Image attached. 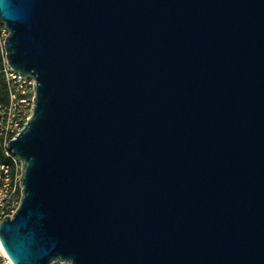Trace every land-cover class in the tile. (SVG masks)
Wrapping results in <instances>:
<instances>
[{
	"label": "water",
	"instance_id": "obj_1",
	"mask_svg": "<svg viewBox=\"0 0 264 264\" xmlns=\"http://www.w3.org/2000/svg\"><path fill=\"white\" fill-rule=\"evenodd\" d=\"M0 24L34 81L12 264H264V0H0Z\"/></svg>",
	"mask_w": 264,
	"mask_h": 264
},
{
	"label": "built area",
	"instance_id": "obj_2",
	"mask_svg": "<svg viewBox=\"0 0 264 264\" xmlns=\"http://www.w3.org/2000/svg\"><path fill=\"white\" fill-rule=\"evenodd\" d=\"M6 100L0 102V222L12 216L20 201L21 164L7 150V143L23 128L33 107L34 81L13 72L3 59L0 67ZM0 264H12L0 245ZM63 264V263H53Z\"/></svg>",
	"mask_w": 264,
	"mask_h": 264
},
{
	"label": "trees",
	"instance_id": "obj_3",
	"mask_svg": "<svg viewBox=\"0 0 264 264\" xmlns=\"http://www.w3.org/2000/svg\"><path fill=\"white\" fill-rule=\"evenodd\" d=\"M3 30L2 25L0 24V31ZM2 42L3 40L0 38V67L3 64V59H4V52H3V47H2ZM6 91L4 87V82L2 77L0 76V102H4L6 100ZM0 159H1V152H0Z\"/></svg>",
	"mask_w": 264,
	"mask_h": 264
},
{
	"label": "rangeland",
	"instance_id": "obj_4",
	"mask_svg": "<svg viewBox=\"0 0 264 264\" xmlns=\"http://www.w3.org/2000/svg\"><path fill=\"white\" fill-rule=\"evenodd\" d=\"M6 35V32L5 30L3 29L2 31H0V38L3 40V38L5 37Z\"/></svg>",
	"mask_w": 264,
	"mask_h": 264
}]
</instances>
